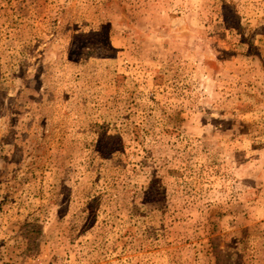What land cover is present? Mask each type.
Returning <instances> with one entry per match:
<instances>
[{
    "label": "rangeland",
    "instance_id": "374dc122",
    "mask_svg": "<svg viewBox=\"0 0 264 264\" xmlns=\"http://www.w3.org/2000/svg\"><path fill=\"white\" fill-rule=\"evenodd\" d=\"M0 264H264V0H0Z\"/></svg>",
    "mask_w": 264,
    "mask_h": 264
}]
</instances>
